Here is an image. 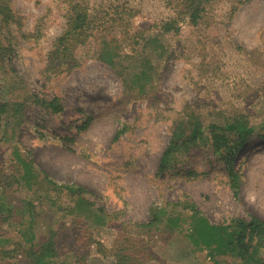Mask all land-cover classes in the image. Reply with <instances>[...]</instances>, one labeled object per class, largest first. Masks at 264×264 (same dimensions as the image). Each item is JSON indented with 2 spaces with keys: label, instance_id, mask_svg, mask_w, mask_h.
<instances>
[{
  "label": "rangeland",
  "instance_id": "1",
  "mask_svg": "<svg viewBox=\"0 0 264 264\" xmlns=\"http://www.w3.org/2000/svg\"><path fill=\"white\" fill-rule=\"evenodd\" d=\"M80 1L8 0L13 19L0 18V101L26 105L0 120V264H32L28 226L36 249L54 237L52 264H115L124 236L149 249L141 264H256L194 244L191 210L177 202L212 223L264 220V0L204 1L195 24L187 0H86L90 36L73 46L70 65L51 63ZM172 18L179 30L164 33ZM109 41L113 64L100 56ZM54 96L59 112L32 101ZM190 113L205 135L161 167L174 128L193 125ZM238 115L253 132L231 164L206 130ZM153 205L180 213L181 226H145Z\"/></svg>",
  "mask_w": 264,
  "mask_h": 264
},
{
  "label": "trees",
  "instance_id": "2",
  "mask_svg": "<svg viewBox=\"0 0 264 264\" xmlns=\"http://www.w3.org/2000/svg\"><path fill=\"white\" fill-rule=\"evenodd\" d=\"M208 0H187V13L189 11L190 21L195 24L200 18V12L202 10V2ZM85 2V4H84ZM74 2L70 6V14L67 20V26L62 35H60L56 41L54 49L51 52V63L69 64V60L72 59V48L75 44H83L90 33H87V29L90 23V19L87 16V1ZM0 18L2 21L9 23L13 19L12 10L8 4V0H0ZM162 31L164 33L171 30L177 32L179 25L176 22V18L166 20L162 23ZM114 46L111 41L104 42L100 47V56L113 64L112 57L117 55V51L113 49ZM70 65V64H69ZM144 72L139 74L137 78H141ZM31 96V95H30ZM36 104L42 106L44 109L52 112H59L62 110V103L57 96L51 98H35L32 100ZM26 108L24 101H12L1 100L0 101V120L2 114L12 109V113H21ZM24 112V111H23ZM8 114V118H10ZM188 118L193 119V125L190 130L185 128L173 130L171 140L167 148L165 149L161 167L165 166L169 155L177 150L180 146L182 150H190L192 145H195L198 138L201 135H205V129L203 128L197 115L192 113L188 114ZM186 130L189 132L186 133ZM208 139L210 140L214 150L220 151V154L227 153L228 159L232 164V158L236 151L242 148L245 142L248 140L253 132V126L251 121L245 116L227 117L225 122L216 123L212 122L207 126ZM264 138V135H263ZM183 146V147H182ZM23 166L31 167V163L28 160L21 159ZM232 173V171H231ZM47 181L56 185L48 174H44ZM69 191L80 192L83 190L76 184L62 185ZM84 200V199H83ZM87 202V201H86ZM177 203L184 204L183 208H189L191 223L188 227V236L194 244H201L210 249V256L215 257L228 252L227 254L235 255L243 258L246 262H254L256 264H264V257L258 254L261 246L264 245V220L256 215H251L249 220L242 218H232L227 223H212L204 214L199 212L195 204H189L188 206L181 200ZM162 207L153 205L150 207L151 218L145 223V226L158 225L161 222H165L167 229L173 230L176 227L181 226V214L176 212L161 211ZM164 219V220H163ZM161 221V222H160ZM36 235L32 228L28 226L23 229V241L30 243L29 247H24L23 252L30 259L32 264H52L54 257L57 256L58 250L56 249L55 240L53 236L47 237L39 243V248H35L34 240ZM133 239L129 240V236H124L119 243H116V255L117 260L115 264H141L142 260L148 255L149 249L140 242ZM139 250H144L141 253ZM12 251L5 250V255L10 254ZM214 264H220L218 260H215Z\"/></svg>",
  "mask_w": 264,
  "mask_h": 264
},
{
  "label": "bare ground",
  "instance_id": "3",
  "mask_svg": "<svg viewBox=\"0 0 264 264\" xmlns=\"http://www.w3.org/2000/svg\"><path fill=\"white\" fill-rule=\"evenodd\" d=\"M248 144H250V142H249ZM246 145H247V143H246ZM247 148H248V147H247Z\"/></svg>",
  "mask_w": 264,
  "mask_h": 264
}]
</instances>
